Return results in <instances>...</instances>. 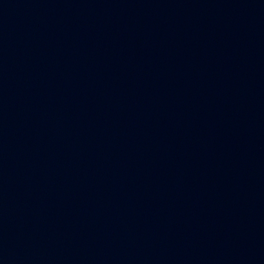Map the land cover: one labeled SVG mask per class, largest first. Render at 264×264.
<instances>
[{
    "label": "water",
    "instance_id": "95a60500",
    "mask_svg": "<svg viewBox=\"0 0 264 264\" xmlns=\"http://www.w3.org/2000/svg\"><path fill=\"white\" fill-rule=\"evenodd\" d=\"M0 264H264V0H0Z\"/></svg>",
    "mask_w": 264,
    "mask_h": 264
}]
</instances>
